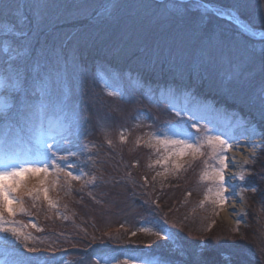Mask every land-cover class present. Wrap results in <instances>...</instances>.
<instances>
[{
  "label": "rangeland",
  "instance_id": "1",
  "mask_svg": "<svg viewBox=\"0 0 264 264\" xmlns=\"http://www.w3.org/2000/svg\"><path fill=\"white\" fill-rule=\"evenodd\" d=\"M66 2L69 5H87L80 10L79 18L70 23L73 25L64 29L71 34L93 23V8L103 0ZM206 2L213 10L205 19L203 27L206 31L226 39L241 52L264 42V5L261 0ZM238 4L243 6L237 9ZM216 9H231L242 22L260 31L255 36L242 35L234 21L216 16ZM194 15L199 16L198 13ZM81 71L87 76L84 82L86 95L81 94L79 79L71 73L70 78L72 102L79 111L76 131L86 134L82 138L72 135L70 142H64V148L76 155L68 160L57 161L64 168L63 172L50 167L51 175H28L23 179L15 196L23 202L25 211L20 212V205H14L17 214L8 217L5 212L4 216L15 221L29 239L17 241L10 234L0 233V264H12L14 260H23L25 264H96L99 260L100 264H105V260L112 257L123 260L129 256L154 259L158 255H167L169 246H183L185 241L191 245L207 246L204 254L214 264H224L225 256H235L237 252L240 253L237 258L243 260L244 264H262L264 139L253 137L246 128L252 126L264 133V118L249 106L247 99L241 94L229 95L216 88L205 89L209 94L223 92L227 96L224 99L241 107L242 113L222 106L216 107L213 101L201 99L196 93L194 101H186L187 93H177L171 101L177 108L187 102L190 108L195 109L191 113L193 122L201 128L199 134L195 128H191L195 140H199L203 126L207 125L215 127L222 138L233 143V150L226 153L229 157V167L225 173V184L228 186L225 195L228 200L220 206L213 203L215 197L209 193L210 189L214 191L215 185L203 179L204 172L211 170L216 163L211 149L205 147L204 155L195 158L186 155L179 161L182 167L176 169L174 157L165 161L168 153L163 145L156 144L153 139V146H148L153 133L163 139L168 121L180 122L168 103H154L142 97V86L134 71L127 69V76H123L120 71L93 66L89 61H86ZM106 73L120 74L118 84L114 87L123 96L112 97L103 90L99 81ZM181 119L186 120L187 117ZM121 132L127 137L126 143H121L119 139ZM14 135L10 136V140ZM109 139L112 140L111 146L107 143ZM35 143L36 135L30 131L22 133L18 141L7 146L0 135V162L6 156L32 159L29 152ZM238 147L246 154L241 160L244 164L240 167L241 173L236 176L230 168V155ZM60 154L66 155L67 152ZM69 163L74 167L68 169ZM67 171H72L80 179L72 181L65 175ZM93 176L96 177L95 182L87 183ZM57 179L58 184L54 183ZM234 182L237 183L235 190L241 199V210L237 219L227 222L221 213L231 204V183ZM45 188L48 189V199L43 195ZM251 196L258 201L252 204ZM249 210L253 211L254 229L248 240L243 228L249 225ZM149 221L164 224L172 240L166 242L140 231L141 226ZM133 232L136 235H132ZM145 245H151L152 248L148 249ZM28 248H35L36 251L29 252ZM149 252L152 256L146 257L145 254Z\"/></svg>",
  "mask_w": 264,
  "mask_h": 264
},
{
  "label": "snow or ice",
  "instance_id": "2",
  "mask_svg": "<svg viewBox=\"0 0 264 264\" xmlns=\"http://www.w3.org/2000/svg\"><path fill=\"white\" fill-rule=\"evenodd\" d=\"M261 3L264 5V0ZM85 7L87 5H69L66 0H0V135L6 146L18 141L26 131L36 135V143L29 152L32 159L6 156L0 162V233L10 234L17 241L29 237L4 213L14 217L17 214L14 205H20V212L25 211L23 202L15 196L23 179L28 175H51L50 167L63 172L64 168L57 161L76 155L64 148V142L72 135L82 138L86 134L76 131L79 111L72 102L70 73L79 79L81 94L86 95L87 76L81 69L89 58L133 65L132 71L142 86L140 95L154 103H168L175 112L180 122L168 121L167 131L161 130L163 139L155 133L149 138V147L153 146V139L163 145L168 153L165 161L174 157V166L179 169L182 167L179 161L186 155L195 158L204 155L205 147L211 149L216 163L204 172L203 179L215 185L214 191L210 189L209 193L215 197L213 203L220 206L228 200L225 173L229 157L226 153L233 150V143L222 138L215 127L207 125L203 126L199 140H195L191 128L201 133L191 115L195 109L187 102L177 108L171 103L172 99L177 93H187L186 101H194L198 89L216 88L229 95L241 94L264 118V42L241 52L226 39L206 31L205 19L213 11L206 0H103L93 8V23L88 28L66 33L63 25L75 22ZM214 14L234 21L242 35L255 36L260 31L242 22L231 9H216ZM119 79V73H106L99 83L107 95L120 97L124 94L114 87ZM185 116L187 119L182 120ZM246 131L264 139V133L255 127L248 126ZM12 134L15 135L10 140ZM119 139L121 143L127 142L123 132ZM107 143L111 146L112 140ZM64 152L67 154L58 155ZM73 167L71 163L67 165L68 169ZM65 175L72 181L80 179L72 171ZM95 179L93 176L87 183H94ZM58 182V179L54 181ZM43 195L48 199V189H43ZM140 231L166 242L172 240L164 224L149 221ZM145 247L152 248L151 245ZM206 248L185 241L183 246H169L167 255L154 259L112 257L105 260V264H137V261L138 264H214L205 256ZM28 251L36 249L28 248ZM145 256L150 257L152 253ZM239 256V252L225 256L224 264H244ZM12 264L25 262L14 260Z\"/></svg>",
  "mask_w": 264,
  "mask_h": 264
},
{
  "label": "trees",
  "instance_id": "3",
  "mask_svg": "<svg viewBox=\"0 0 264 264\" xmlns=\"http://www.w3.org/2000/svg\"><path fill=\"white\" fill-rule=\"evenodd\" d=\"M69 25L71 26L73 24H70V23L64 24L63 25V30L68 28ZM74 30H72V31H74ZM75 32H73V33H75ZM87 61H89L93 66H97V67L98 66H104V67H107V68H111V69H115L117 71H120L123 74V76H127L126 75L127 74V72H126L127 69L132 71V68H133L132 66H129V64H127V63H125L123 61H106V60L98 59V58H89ZM137 79H138V76H137ZM206 88H208V87L201 88V89H198L196 91V94L199 95V97H201V99H206V100L213 101V105H215L216 107L222 106L224 108L232 109L234 111L237 110L238 112L242 113L243 109H241V107H237L235 104H232L228 100H225V99H227V96L225 97L224 96L225 94L223 92L221 94H220V92H218V94L217 93H215V94H211L210 93L209 94L208 92L205 91ZM262 151H263L262 155L264 156V144L262 146ZM250 201H251L252 204H254V202H257L258 200L256 201L255 197L251 196L250 197ZM249 212L251 214V217L248 220L249 225H247L246 228H243L244 235L248 238V240L251 237L252 229H254V224L252 222V213H253V211L249 210Z\"/></svg>",
  "mask_w": 264,
  "mask_h": 264
},
{
  "label": "bare ground",
  "instance_id": "4",
  "mask_svg": "<svg viewBox=\"0 0 264 264\" xmlns=\"http://www.w3.org/2000/svg\"><path fill=\"white\" fill-rule=\"evenodd\" d=\"M246 143V142H245ZM245 152L241 149V148H235L234 151L232 152V154L230 155L231 159H230V164H231V170L232 173H235L236 176H239V174L241 173V169L243 164L242 158H244L245 156ZM236 185L237 183H231V204L230 206L223 210L221 213V216L227 221V222H232L233 220L237 219V217L240 214V210H241V199L237 193L236 189Z\"/></svg>",
  "mask_w": 264,
  "mask_h": 264
}]
</instances>
